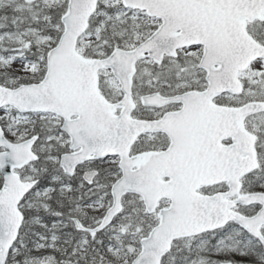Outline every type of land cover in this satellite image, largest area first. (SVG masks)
Here are the masks:
<instances>
[{"label": "snow or ice", "instance_id": "snow-or-ice-1", "mask_svg": "<svg viewBox=\"0 0 264 264\" xmlns=\"http://www.w3.org/2000/svg\"><path fill=\"white\" fill-rule=\"evenodd\" d=\"M0 264H264V0H0Z\"/></svg>", "mask_w": 264, "mask_h": 264}]
</instances>
